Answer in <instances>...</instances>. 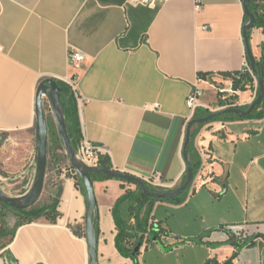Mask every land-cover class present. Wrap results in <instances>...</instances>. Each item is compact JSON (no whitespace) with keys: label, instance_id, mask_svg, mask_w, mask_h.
Wrapping results in <instances>:
<instances>
[{"label":"crops","instance_id":"1","mask_svg":"<svg viewBox=\"0 0 264 264\" xmlns=\"http://www.w3.org/2000/svg\"><path fill=\"white\" fill-rule=\"evenodd\" d=\"M202 1L196 10L195 0H157L153 7L130 0H0V133L17 135L20 148L32 153L39 84L66 82L77 74L82 133L109 150L112 169L143 181L159 173L178 188L187 169L183 148L193 87L202 89L201 103L212 111L249 107L257 91L256 84L235 91L233 79L223 76L240 73L249 59L243 1ZM251 31L250 49L258 62L264 32ZM77 50L86 55L78 72L69 57ZM224 98L231 104L221 106ZM195 127L193 151L200 163L195 187L182 204H153L152 216L167 236L145 246L138 263L154 246L168 253L185 244L157 218V209L188 205L207 189L227 204L192 240L208 248L205 264L230 258L233 264H264V119L229 118ZM30 161L36 167V158ZM93 186L98 264H136L116 248L112 213L134 184L110 178ZM59 212L56 223L40 219L21 226L1 258L8 264H89L87 196L74 180L65 182ZM231 226L244 228L243 246L221 230Z\"/></svg>","mask_w":264,"mask_h":264},{"label":"trees","instance_id":"2","mask_svg":"<svg viewBox=\"0 0 264 264\" xmlns=\"http://www.w3.org/2000/svg\"><path fill=\"white\" fill-rule=\"evenodd\" d=\"M243 1V0H242ZM248 8L252 15L255 18V28L262 29L264 32V0H248ZM250 19L245 14V22L248 24ZM252 31H246L245 36L248 37L249 41L251 39ZM249 63L250 60L248 59ZM223 76L230 77L233 79V88L235 91H246L248 88H253L255 85V81L257 78H260L264 83V49L262 52L261 59L256 62V72L250 74L249 72L241 71L240 73L229 74L226 73ZM202 78L206 79L207 75H202ZM256 78V79H255ZM60 89H61V104L64 109L65 118L67 122L68 134L71 139L72 145L74 149H77L79 142L82 139V129H81V121L79 115V104L78 100L75 97L72 89L65 82L57 81ZM259 92V86H258ZM229 99H222L221 106L230 105L228 103ZM244 110H247L248 107H240ZM211 113L197 112L195 118H202ZM229 118H238V119H264V99L262 103L255 109V111L248 117H240L236 115H223L219 118H216L210 122L227 120ZM209 122V123H210ZM208 124V123H206ZM199 125L198 128L204 126ZM48 130L49 136L55 140L54 144H56L57 149L62 148V142L59 137L58 132L55 130V125L50 124L48 122ZM6 133H0V147L3 144V137H5ZM196 135V127L191 130V142L188 147V157L189 162L192 166L194 177H196L198 170L200 168V163L198 156L194 154L193 151V140ZM54 152V153H53ZM52 152V156H55L57 150ZM49 155L51 156L50 149ZM99 166L105 169H112L111 161L108 157L102 156L100 157ZM187 171L184 179H186ZM76 185L86 194L85 187L81 178L76 174ZM93 181L95 180H104L110 179L107 176L100 174L92 175ZM119 180V179H118ZM125 182V181H123ZM131 184V183H129ZM146 186L154 191L151 186H149L145 182ZM135 185V184H134ZM190 190L184 193L182 196L175 199H165V200H155L151 197L146 196L143 191L137 186L136 190L127 189L126 193L121 196L114 208H113V216L117 227V236H116V248L124 257L132 258L138 263V257L140 253H135V249L138 245L143 246L144 241L147 235L146 247L153 244V242H161L163 236H167V232L160 227V224H157L152 216L153 204L158 201L170 202L182 204L186 197L188 196ZM8 212H13L18 217V223L16 224L13 230L8 229L6 223V217ZM61 217V213L59 212V198H54L50 204L46 205H37L29 210L18 211L14 208L8 207L4 205L0 201V263L8 264L7 260L1 258L3 255V250L7 248V246L14 240L17 230L25 225L33 223L40 219H46L51 223H56L57 220ZM153 220L151 224L150 221ZM238 227V228H236ZM236 229V230H235ZM221 230L229 232L231 239H233L234 244L238 246H243L245 241V230L242 226H231L225 227ZM96 232L99 234V223L98 219L96 222ZM198 241H202V237L198 238ZM197 242V241H195Z\"/></svg>","mask_w":264,"mask_h":264},{"label":"water","instance_id":"3","mask_svg":"<svg viewBox=\"0 0 264 264\" xmlns=\"http://www.w3.org/2000/svg\"><path fill=\"white\" fill-rule=\"evenodd\" d=\"M243 7L245 14L250 19L249 23L245 26V32L250 31L255 28V18L248 8V0H243ZM245 43L248 49V58L253 72H256V59L252 55L250 49V43L248 37L245 36ZM259 85V94L253 103L244 110L240 107H228L219 111H215L205 117L195 118L190 121L187 127V134L183 148V155L187 166V175L185 182L178 188L172 191H151L145 184V182L135 176L119 172L114 169H105L100 166L92 167L85 164L77 156V152L74 149L71 139L68 134L67 122L65 118L64 109L61 104V89L57 81L53 79H46L42 81L36 92L35 98V116H36V144H37V154H36V172L33 181L32 188L23 196L13 197L4 192L0 184V201L11 208L18 211H25L35 207L45 190L46 177L49 165V130H48V120L46 115V109L44 107V102H47L52 116L54 118L55 124L57 126V131L61 139L63 149L69 159L71 168L76 172V174L81 178L83 185L85 187L87 196V212L85 216V236L88 244L89 252V264H98L97 259V232H96V222L97 216V203L94 193L93 186V174H100L107 176L109 178H116L127 183L135 184L138 186L143 193L155 200H165V199H175L182 196L187 191L191 190L194 184V172L192 166L189 162L188 157V147L191 142V130L194 126L203 125L209 123L210 121L219 118L223 115H236L240 117L250 116L255 109L262 103L264 99V83L260 78H257ZM238 228V227H236ZM243 228V227H242ZM236 230V229H235ZM142 249L141 245L135 249V253H140ZM234 258H230L223 264H233ZM208 264H220L218 260L213 259Z\"/></svg>","mask_w":264,"mask_h":264},{"label":"rangeland","instance_id":"4","mask_svg":"<svg viewBox=\"0 0 264 264\" xmlns=\"http://www.w3.org/2000/svg\"><path fill=\"white\" fill-rule=\"evenodd\" d=\"M229 101L228 103H230ZM45 109L48 122L50 124L54 123L55 131L58 132L48 104ZM54 141L55 140L49 136L51 156L54 150H57V152L55 156L50 157L49 155L45 190L42 198L37 204L38 206L50 204L54 198H59L60 205V199L66 180H74L76 182L75 172L70 166L63 145L61 149H57L59 147L54 144ZM20 142V138H18L17 135L7 134L3 137V144L0 147V184L4 192L13 197H20V195L26 194L32 188L36 172L35 164L30 166V159L32 157L33 159L36 158L37 146L31 153L23 151V149L20 148ZM12 149L18 150L14 152ZM185 180L186 179L183 180V183ZM136 188L137 186L134 185L132 190H136ZM153 190L154 192L165 191L157 188H153ZM226 204L227 202L223 204L220 202L219 195L215 196L211 194L209 190L204 189L198 191L188 205L163 206L157 209V218H159L160 221L166 222L173 237L182 239L185 244L168 253H164L160 246H154L145 253L142 263L205 264V261L209 258L208 248L196 245L195 241L192 240L204 230H207L206 226L213 222L212 220L215 217V213L224 210ZM15 219L17 224L18 217L16 214L13 212L7 213L6 223L8 229L13 230L15 228L16 224H9L15 221ZM144 248L145 245L142 246L141 251L144 250Z\"/></svg>","mask_w":264,"mask_h":264},{"label":"built area","instance_id":"5","mask_svg":"<svg viewBox=\"0 0 264 264\" xmlns=\"http://www.w3.org/2000/svg\"><path fill=\"white\" fill-rule=\"evenodd\" d=\"M156 1L157 0H130V4L135 5V6L153 7V6H155ZM195 3H196V10H200L203 7V1L202 0H195ZM205 28L206 27H204V29ZM69 57H70V65H71L72 69L74 71L78 72L82 68L84 62L86 61V55L83 52L77 50V51L70 52ZM243 71L249 72L250 74L253 75L254 72L252 70V67H251V64L249 63V61H246ZM77 76L78 75L75 74L71 79L66 80L65 83L67 85H69V87L72 89L77 100L80 101L81 99L79 97L78 90H77V84H76ZM255 84L257 87V91H256V95L254 97V100L257 98V94H258V86L259 85H258L257 79L255 81ZM202 97H203V91L196 84L193 87V89L191 90V92L188 96V99H187V106L190 110L189 120H193L196 113L201 108H205V111L209 112V113L215 112V111H212L210 109V107L205 106L201 103ZM47 104H48L47 102H44L45 108H46ZM228 107H238V106L231 105ZM228 107H226V108H228ZM220 125H222V127H223L224 124L220 123ZM76 152H77V156L79 157L80 160H82L88 166H92V167L99 166L100 157H102V156H106L110 159V152L108 149H106L102 146L90 143L86 139V137L84 136L83 133H82V139L77 146ZM205 156L206 155L202 154L203 160H205ZM74 174L76 175V172ZM144 182H146L149 186H151L153 188L163 189L165 191L174 190L178 184V182H166V181H164V179L162 178V176L159 173L154 174L151 178L146 179ZM195 182H196V180H194V184L191 187V190L195 187ZM150 223L152 224L153 220H151ZM146 241H147V235H146V238L144 241V245H146Z\"/></svg>","mask_w":264,"mask_h":264}]
</instances>
